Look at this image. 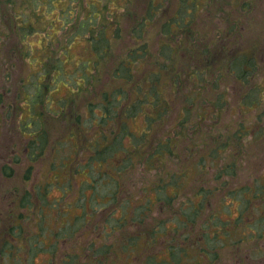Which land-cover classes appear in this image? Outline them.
Instances as JSON below:
<instances>
[{"label":"rangeland","instance_id":"374dc122","mask_svg":"<svg viewBox=\"0 0 264 264\" xmlns=\"http://www.w3.org/2000/svg\"><path fill=\"white\" fill-rule=\"evenodd\" d=\"M105 1L107 3L106 7H102L101 0H56L52 2L53 4L51 2L39 3L38 6L36 3L35 6L33 3H28L25 6L27 9L20 14L21 19L16 17L15 12H18V9H21L22 6L17 7L16 11L12 12L10 4L2 5L3 10L0 11V231L6 229L14 221L12 213L15 212L17 214L19 211L22 214L23 227H25L26 233L24 235L29 236L35 233V239L48 242L52 238L50 232L54 231V227L57 225L56 222H60L59 224H65L66 222L64 213H61L60 218H58V209L62 208V204H65L66 200H64L63 195L56 201L49 202L51 204L44 203L46 206L44 208L45 223L50 227L44 228L43 231L40 230L39 232L40 197L34 193V189L37 187L38 191L42 193L50 192V198H57L59 194L62 192L66 193L70 186H73L74 196H76L80 192L79 186L83 187L86 179L97 178L96 169L93 165L83 172V166L86 164L83 161L89 159L86 157L87 155L83 154L93 153L94 151V149L88 150L86 146L96 142L97 127H89L90 119H94V117H89L90 119L87 120L88 116L93 114L88 108L96 106L95 102L98 99V95H100L99 92L101 93L102 90L109 95H114L113 92H116L115 88L118 86L116 82L112 84L108 82L113 74L116 73L119 63L126 56H129L128 49L140 46L142 40L136 41V39L141 36L144 38V42L148 41L152 47L154 44L153 38L158 31L156 27H146L147 24L145 22L142 24L140 22L142 33H139V36L133 32L131 33V27L137 20L135 16L138 17V15L141 16L144 13L147 0ZM172 2L174 0H169L167 3L164 2V5L168 7ZM222 3H225L224 7L230 11L232 7L229 0L222 1ZM40 4L42 5L39 6ZM47 5L51 6V11L46 10ZM64 8L67 10L74 8V16L72 17L71 14L62 16L61 9L63 12ZM43 10H45L43 14H38V12ZM165 11L164 9L163 13ZM231 13L233 15L232 18H234L237 12L231 11ZM100 14L103 16L99 19ZM213 14V12L206 11L203 8L198 13L197 22ZM89 19H91L90 22ZM107 22L110 24L107 25ZM30 23L34 26V29L30 30L25 38H20L19 36H25L22 35V32L26 33L24 29L21 32L15 26L18 27L21 24L30 25ZM81 23H85L87 26H81ZM245 25L244 39L251 42L258 35L259 42L262 44L260 46H263L264 0L257 1L252 10L251 20ZM81 27L83 29L87 28L86 31L83 30V33H86L88 38L85 37V34L74 36L77 33V29H81ZM91 27L93 29L89 30ZM158 33L160 32L158 31ZM104 35L107 36L105 38L106 44L99 51L100 49L98 50L94 47L103 44L102 40L104 38L102 37ZM211 38L212 35L209 36V39ZM92 49L93 52L90 51ZM97 51L100 52L97 60L90 62L81 61V59L90 60V53L96 55L95 52ZM137 55L139 56V52ZM143 61V63L131 64L123 69V74L120 76V84L131 90L129 94H123L126 100L118 101L117 94L112 98L113 102H120V107L123 108L125 106L129 110L135 102V115L132 117L130 124L133 130L144 129L142 125L145 124L143 121L145 112H138L141 105L137 101L139 98L145 99V92L142 85H138L137 81L139 80L136 79L134 83L135 80L129 79L128 74L131 72L134 75H140L139 78L141 76L147 77L148 63L150 61L146 56H144ZM88 64H90L89 71H85L84 69L87 68ZM81 73H85L90 82L83 83L82 89L79 90L74 80L78 81ZM39 76L40 81L37 82ZM160 84L165 86L164 80ZM166 87L169 91V85ZM123 95H121L122 98L124 97ZM32 98L35 99L33 100ZM170 103L172 104L173 101L170 100ZM146 105L148 103L144 105V108H147ZM172 107L173 105L169 106L170 109ZM37 114L40 116L37 117ZM169 115V121L176 122V119L173 118L175 117V109L169 112ZM21 123H23L22 126ZM262 125L261 127H254L258 131L255 133L257 137H253L255 140L249 139L253 144L256 141H260L261 147L264 146V142L261 141L264 140V120H262ZM167 126L162 127L166 129V133H163L164 137L168 134L167 132H169V135L175 133V127H170L171 123H168ZM192 128L188 127L190 136ZM155 129L157 128L155 127ZM78 131L77 136H71V132L74 134ZM120 134L121 131L119 132V137ZM178 134L179 132L175 137ZM24 135L29 137V139L37 136L42 141L31 143L30 140H24ZM113 135L116 136L115 133ZM113 135L111 136L114 138L115 136ZM180 140L181 138H178L177 141ZM33 144L37 145L32 153L33 168L28 173L31 175V179L24 182L26 168H29L32 163L25 153V146ZM181 144L182 142L180 141V148ZM256 148H258L257 144ZM256 148L252 147V149ZM257 150L262 155L251 151L252 156H254L251 159L256 161L254 166L261 162L260 160L264 155V148ZM78 155L83 156L78 157ZM64 158L69 161L68 166L71 164L75 169L76 174L73 180L70 178L68 180L69 175L65 168L60 171L58 170L59 168L57 169L60 164L67 163ZM11 159H18V162L14 163L13 161L12 163ZM177 160L181 168L182 159L177 158ZM9 164L13 173L11 177L6 175L9 171V167H7ZM166 165L168 167L164 171L162 168L151 169L148 167L149 169H147L140 162L129 163L124 166L128 171L117 175L116 183L119 184L121 182L119 186L116 183L112 185L104 182L101 187L103 186L102 192L106 193L105 197H109L107 194L112 197L116 195V203L118 205L121 203L120 206L109 212L111 203L107 202L104 206L98 204L96 206L98 211H95V216H93L92 220L87 218L81 226L78 223V227L80 226L78 229H82L75 233L74 239L70 244L75 243L78 237L81 243L80 246L66 247V250L71 249V253L78 251V249L80 251L86 250L90 254L88 259L102 258L105 264H127L129 261L132 262L131 264H139L138 259L142 257V254L136 253L138 250L144 249V252L149 253L146 256L150 260L149 262L146 260L142 264H165L168 260L175 261L185 249L187 254L184 255L187 256V261L190 264H208L203 262L199 254L202 248L216 245L198 242L200 241L197 238L199 226L205 224V217L200 215L196 219L197 214L193 211V206L198 204V200H195L192 195L195 181L193 177L200 176L195 174L194 166L189 163L183 168L185 169V175L183 177L180 176L182 180H180L178 187L175 186L177 176L174 175V178L170 177L171 163ZM56 171L58 173H55ZM243 171H248V167L244 168L242 166L238 173H243ZM249 173L247 172L243 175L250 186L253 187V177L256 178L258 183H264V168L259 172L258 167H256L251 175H247ZM162 177L168 178L165 184L169 185L165 190H163L165 184L160 183L159 180ZM203 177L213 179L212 173ZM55 181L60 185L64 183L62 192L57 188L58 186L56 185L58 184ZM66 181H68L67 184L65 183ZM155 184H159V188ZM90 188L86 184L82 189L85 192H89ZM25 189L29 191L24 194H27V201H30V203H25V206L15 211L16 203L14 201L17 195H20ZM86 189L88 190L86 191ZM120 190H123L120 192L123 195H120ZM218 196L221 197V195ZM127 197L130 198V203L125 204L124 198ZM106 198L104 199L106 200ZM76 199L82 203L79 196H76ZM228 200L227 198L226 202ZM33 203H35L34 207L31 205ZM140 203L145 204L138 208ZM258 204L260 207H264L263 202ZM74 208L68 214L69 216L77 217L82 214L81 208ZM101 208L103 210H100ZM232 209L233 212H224L221 215L236 216L235 206H232ZM122 214L126 216V219H124L125 223L121 224L120 227L118 225V231H114V235L106 239H103V236L99 237L100 234L97 232L101 229L104 230L105 224L110 219L118 224L120 220L122 221V217L124 218ZM183 220L191 221L192 226L189 235L173 230L174 227L177 228L179 225L184 224ZM95 225H98V227H94ZM209 230L212 233V227ZM125 232L132 237H135V235L141 237L143 235L144 239L141 237L139 245L136 248L134 246V249L130 251L132 242L136 243V238L127 239L128 236H126ZM242 232L244 231L242 230ZM153 234H156V237L153 238ZM94 239L99 245L103 243L98 249H105V246L111 245L112 251L104 254V250L103 253L93 254L91 249L87 250L86 247ZM23 240L25 241L26 239ZM231 241H236L238 244L228 242L223 247L216 246L223 253L214 254L215 260L212 259L213 261L209 262V264H264V238L254 240L250 237L249 241L241 242V233L237 232L232 235ZM45 244L42 243L41 246ZM64 245H66V242L60 241L59 247ZM21 246L23 247L17 248V245L13 246L9 256H3V258L0 256L3 259L0 260L1 263L47 264L46 260L49 256L53 259L51 260L52 264L59 262L58 253L56 255H49L45 252L39 254H35V252L33 254L32 251H29L30 248H28L26 243ZM175 246H177L176 249ZM80 258L88 262V259L84 258V256L80 255Z\"/></svg>","mask_w":264,"mask_h":264},{"label":"trees","instance_id":"16d2710c","mask_svg":"<svg viewBox=\"0 0 264 264\" xmlns=\"http://www.w3.org/2000/svg\"><path fill=\"white\" fill-rule=\"evenodd\" d=\"M55 1L0 0V11L3 10L2 5L5 4L11 5L10 10L12 12H15L17 7L22 6L21 9H18V12H15L16 17L21 19L20 14L27 9L25 6L28 3H33L34 6L36 3L38 6L39 3H52ZM168 1L147 0L144 13L141 16H135L137 20L131 27V33L133 32L135 35L142 33L141 24L144 22L147 24L146 27H156L160 33L157 31L156 36L153 38L154 44L152 47L148 41L144 42V38L138 35L140 38H137L136 41L142 40L140 46L128 49L129 56H126L119 63L116 73L113 74L108 82L111 84L116 82L118 87L115 88L116 92H113V94L118 95L117 100H126L123 94H129L131 90L120 84V76L123 74V69L131 64L143 63L144 56L148 58L150 62L148 63L147 77L141 76L139 78L140 75H134L131 72L128 74L129 79L135 80L134 83L136 79L139 80L137 83L142 85L145 92V99L139 98L137 101L141 105L138 112H145L143 116L145 124L142 125L144 129L133 130L130 127L131 119L135 115V102L129 110L125 106L123 108L120 107V102H113L112 98L114 95H109L103 90L101 93L99 92L100 95H98V99L95 102L96 106L88 108L93 114L87 118L88 120L90 119L89 117H94V119H90L89 127H97L96 142L86 146L88 150L94 149V151L93 153L83 154L89 158L83 161L86 162L83 166V172L91 165L96 169L97 178L86 179L83 183L84 186L87 184L88 187H91V191L85 192L82 189L84 186H79L80 192L76 196H79L80 201L82 200L81 203L74 196L73 186L69 184L70 188L64 193L62 192L64 183L60 185L55 181L58 184L56 185L58 186L57 188L62 192L57 198H50V192L42 193L36 187L34 193L40 197L41 207L38 231L40 232V230L43 231L44 228L50 227L45 223L44 208L46 206L44 203L56 201L63 195L66 201L65 204H62V208L58 209V218H60L61 213H64L66 222L65 224L56 222L57 225L54 227V231L50 232L52 238L47 242L35 239V233L29 236L24 235L26 232L22 224V214L19 211L17 214L15 212L12 213L14 221L6 229L0 231V256L2 258L3 256L11 255L13 246L17 245V248H20L23 247L21 246L22 244L26 243L28 248H30L29 251H32L33 254L35 252V254L45 252L49 255L58 253L59 262L57 264H105L102 258L88 259L90 254L86 250L80 251L78 249V251L71 253V249L66 250V247L80 246L81 243L78 237L75 243H70L73 241L75 233L82 229L78 228L83 225L86 219L90 218L92 220L93 216H95V211H98L96 207L98 204L104 206L107 202L111 203L109 212L120 206L121 203L119 205L116 203V195L112 197L107 194L109 197H105L106 193L102 192L103 186L101 187V185L104 182L112 185L116 183L117 175L128 171L124 166L129 163L140 162L147 169L162 168L164 171L168 167L166 164L171 163L170 177L174 178V175L177 176L175 186L180 184V180H182L180 176L183 177L185 175V169L183 168L191 163L196 171L195 174L200 176L193 177L195 181L192 195L200 196L202 201L204 198L218 194L221 195V198H228L236 202L241 211H256L257 206H259L258 203L263 202L260 197V190L264 189V187L256 181V178L253 179V187L250 186L243 175L247 172H250L247 174L250 175L256 167H258L260 172L264 166V155L260 160L261 162L255 166L256 161L251 159V157L254 158L252 152L260 154L259 150L256 151V149L264 148V146L261 147L260 141H256L254 144L250 141L255 140L253 137H257L255 133L258 131L254 127H261L262 120H264V45L260 46L262 44L259 42L258 35L251 42L246 41L243 37V33L246 31L245 24L250 22L253 7L258 0H229L233 8L230 11L224 7L225 3H222V1L225 2L226 0H174L172 4L166 7L164 2L167 3ZM101 2L102 7L107 6L105 0H101ZM47 8V11L52 10L51 6L47 5ZM203 8L214 14L197 22L198 13ZM164 9L166 10L165 13H163ZM63 10L62 12L61 9L62 16H67V14L74 16V8L72 10L64 8ZM231 11L237 12L234 18H232ZM44 12L45 10L38 12V14H43ZM102 14L104 13L102 12ZM102 14L99 15V19L103 16ZM90 21L91 19H89ZM140 22L141 24H139ZM81 24V26L85 25V23ZM106 24L109 25L110 23L107 22ZM86 26L87 24L84 27ZM15 28H19L21 32L24 29L26 34L22 32V35L25 36H18L25 38L28 36L27 33L34 29V26L30 23V25L21 24L18 27L15 26ZM92 29L93 27L89 30ZM83 30L86 31L87 28L83 29L81 27V29H77V33L74 36L85 34V37L88 38V35L83 33ZM210 35H212L211 39H209ZM102 38H104L102 40L103 44L94 47L98 50L100 49L99 51L106 44L105 38L107 36L104 35ZM90 51L93 52V49ZM99 51L95 52L96 55L90 53V60L81 59V61L90 62L97 60ZM138 52L139 56L137 55ZM89 66L90 64L83 69L89 71ZM79 79L78 81L74 80L79 90L82 89L83 83L90 82L85 73H81ZM163 80L165 86L160 84ZM39 81L40 76L37 78V82ZM167 85H169V91L167 90ZM121 95L124 97L122 98ZM32 99L34 100L35 98ZM170 100L173 101L172 104ZM146 103H148L146 105L147 108H144ZM171 105L173 107L170 109L169 106ZM174 109L175 117L173 118L176 119V122H170L169 112ZM39 116L37 114V117ZM168 123H171L170 127H175V133L169 135V132H167L168 136L164 137L163 133H166V129L162 127H168ZM22 125L23 123H21ZM188 127H193L191 136ZM178 132V136L175 137ZM78 133L79 131L74 134L71 132V136L75 137ZM114 133L116 136L113 135ZM111 135L115 137L113 138ZM178 138H181V148L179 146L180 141H177ZM24 140H30L31 143L42 141L37 136L29 139L25 135ZM261 141L264 142V140ZM256 144L258 148H256ZM36 145L25 146V153L32 163L29 168H26L24 182L31 179V175L28 173L33 168L32 153L35 151ZM252 147L256 149H252ZM83 155H78V157ZM177 158L182 159L181 168ZM64 161L67 163L60 164L57 169L59 168L58 170L60 171L65 168L69 175L68 180L69 178L73 180L76 174L75 169L71 164L68 166L69 161L65 160V158ZM242 166L244 168L248 167V171L238 173ZM10 168L11 165H9V171L6 174L8 177L13 175ZM55 173H58V171ZM210 173H212L213 179L203 177L209 176ZM159 180L160 183L165 184L168 178L162 177ZM65 183L67 184L68 181ZM120 184L121 182L119 184L116 183L117 186ZM159 184H155L158 186H156L157 188H159ZM168 185L165 184L163 190ZM26 191L28 189L17 195L14 201L16 203L15 211L25 206V203H30V201H27V194H24ZM121 191L123 190H120L119 193ZM120 195L123 194L120 193ZM124 201L125 204H128L130 203V198H124ZM113 204L115 205L114 207ZM143 204L140 203L138 208H141ZM31 205L34 207L35 203ZM74 207L81 208L82 214L77 217L69 216L68 214L71 213L72 209H75ZM100 210H103V208ZM122 215L124 216V214ZM125 217H122V221L120 220L118 224L110 219L105 224V229L97 232L100 234L99 237L103 236V239L112 237L113 233L118 231V225L120 227L121 224L125 223ZM78 223H80L79 227ZM96 226L98 227V225L94 227ZM249 235L254 240H259L263 237V234L258 230H250ZM126 236H128L127 239L136 238V243L132 242L130 251L134 249V246L136 248L139 245L141 237L144 239L143 235L141 237L138 235L132 237L127 233ZM206 236L208 234L205 235L206 244H210L211 241ZM152 237H156V234H153ZM23 239L26 240L24 241ZM62 240L66 242V245L59 247ZM42 243L48 244L41 246ZM102 244H97L94 239L86 249H91L93 254L103 253L104 250V254L112 251L111 245L105 246V249H98ZM176 248L177 246H175ZM136 254H142V257L138 259L139 264L144 263L146 260L149 262L150 259L149 257L147 259L146 256L149 253L144 252V249L138 250ZM184 254H187L185 249L175 261L168 260L165 264H190ZM80 255L88 259V262L80 258ZM199 256L202 258L200 254ZM21 258L23 259L22 256ZM0 260L3 259L0 258ZM51 260L53 259L49 256L46 263L52 264ZM194 261L197 263L195 259ZM131 263L130 261L127 262V264ZM0 264H3V262L1 263L0 261Z\"/></svg>","mask_w":264,"mask_h":264},{"label":"flooded vegetation","instance_id":"af4514ba","mask_svg":"<svg viewBox=\"0 0 264 264\" xmlns=\"http://www.w3.org/2000/svg\"><path fill=\"white\" fill-rule=\"evenodd\" d=\"M11 161L12 163L13 161L15 163L18 162V159H11ZM244 179H246V177ZM260 184L264 187V183ZM260 191V197L264 203V189ZM194 199L198 200L197 206H193V211L195 214H197L196 219H198L200 215L205 217V224L203 226H199L197 236V238L200 240L198 241L199 243H206V234H208L206 237L209 239V241H211L210 244H215L216 246L220 247H223L228 242L232 244H238L236 241H231L232 235L237 232L241 233V242L249 241L251 237L249 235L250 230H258L263 234L264 237V207L257 206L256 211H241L239 205L236 202L231 201L230 199L226 202V199L221 198L218 195H212L209 198H204L203 201L200 199V196L194 195ZM232 206H235V210L237 212L236 216L221 215L224 212H233ZM183 221L184 224L179 225L177 228L174 227L173 230H177V232H184L185 234L189 235L190 228L192 226L191 221ZM210 227H212V233L209 230ZM242 230L244 232H242ZM183 236L185 235L183 234ZM207 244L209 245V243ZM216 246L209 245L208 247L202 248L200 254L202 255L203 262H207L209 264V262L213 261L212 259L215 260L214 254L219 255V252L223 253L221 249L217 248Z\"/></svg>","mask_w":264,"mask_h":264}]
</instances>
